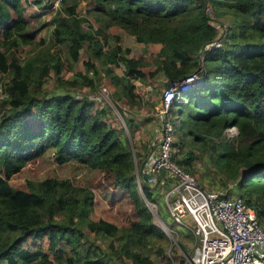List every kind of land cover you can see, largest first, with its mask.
I'll use <instances>...</instances> for the list:
<instances>
[{"label": "trees", "instance_id": "obj_1", "mask_svg": "<svg viewBox=\"0 0 264 264\" xmlns=\"http://www.w3.org/2000/svg\"><path fill=\"white\" fill-rule=\"evenodd\" d=\"M90 1L84 16L61 0L49 34L22 57L23 43L33 40L29 28L42 29L48 18L41 21L32 0H0V71L8 93L2 100L8 108L0 115V264H56L57 254L66 264H112L114 251L130 264H154L138 248L165 236L148 204L157 203V187L144 181L143 159L123 138L124 129L109 121L105 108L75 95L79 87L97 88L101 70L92 61L97 59L115 88L116 102L135 105V80L145 75L146 64L135 58L121 75L111 65L126 61L139 38L161 44L157 57L166 86L199 69L204 76L171 105L177 110L175 137L177 131L181 144L192 146L179 158L175 151L173 159L193 174L192 163L207 153L223 182L236 183L238 195L255 208L264 228V0ZM209 3L215 18H232L222 45L206 49L221 34L206 11ZM90 14L97 28L91 22L89 29L82 26ZM113 26L118 53H106L101 39ZM84 48L88 60L82 58ZM80 60L81 77L76 75ZM51 73L63 91L44 86ZM147 73L155 77L154 69ZM233 126L238 134L228 137L225 132ZM47 158L57 166L109 175L132 205L133 216L121 226L105 214L95 218L103 200L89 181L71 175L14 183L18 174ZM164 181L171 183L165 175ZM117 197L111 194L110 200L115 203ZM90 235L110 239L109 249L93 243Z\"/></svg>", "mask_w": 264, "mask_h": 264}, {"label": "rangeland", "instance_id": "obj_2", "mask_svg": "<svg viewBox=\"0 0 264 264\" xmlns=\"http://www.w3.org/2000/svg\"><path fill=\"white\" fill-rule=\"evenodd\" d=\"M47 4V6H51L52 8H41L40 4ZM90 0H69V3H72L75 5L76 10H79V13L82 15L86 16L88 15L87 8L89 7ZM56 0H39L34 2L32 0V6L31 8H34L36 11L41 12L43 16L41 17V21H43L46 17L48 18V21L43 25L42 29L38 27L37 25L33 24L29 30H28V35L33 36V40L29 43H23V52H22V57H28L30 55V52L33 49V46L35 43L38 42L39 38L41 35H46L49 34V27H50V22H51V17L53 15V12L56 11L57 8L63 6V2L58 3L59 5H56ZM26 5V2L25 4ZM100 4L98 2H94L93 6H99ZM64 8V7H62ZM232 16L230 14H223L220 22L217 23H222L220 24V29L219 32H223L226 34V31H224L225 28L229 27L231 23ZM213 21H216L214 18L212 19ZM92 23L94 28H97V23L91 16L84 21V27L86 29L91 28ZM222 25V26H221ZM45 26V27H44ZM40 28V29H39ZM117 27L113 26L111 30L107 33L106 37L104 39L105 44H104V50L106 53H111L114 42H116L113 34ZM150 43L148 42L146 44V47L144 44H139L137 45V49H134L135 53H131L130 55H135V57H141L146 62V67L144 71L147 73L149 70H152L157 67V65L160 64L158 57L156 56V50L154 49L153 45H149ZM7 55L9 56V60L12 59L11 53H9V50H7ZM82 58L83 60H88L89 59V54L87 49H83L82 51ZM92 61L98 65L99 69L101 70L100 78H99V83L97 85V88L94 89H89L88 87H79L78 89L75 90V94L77 93L78 90L81 92L85 93H93V92H98L101 84L106 83L111 85V83L108 81V77L104 74L102 64L99 60L97 59H92ZM120 65L115 66V70L118 73L122 74L123 66ZM85 72V67L82 63V60L77 64V72L76 75L80 76L82 73ZM4 74L0 71V85H4ZM143 78H137L135 80L136 83H138L139 88H142V83ZM166 78H163L160 75H157L156 79L151 80V86L144 91V95L146 94L145 98L147 103H149V106H154V104H159L161 106V95L163 89L166 87ZM44 86L50 91V92H61L63 91L62 86L59 85L57 82V79L55 75L52 73L47 77V80L44 84ZM110 100H104L102 103L99 104V106L105 108L108 110L111 114L114 116L118 117V121L121 125H124V110L119 106V102H116L115 100V95H114V87L110 86ZM80 92V93H81ZM151 104V105H150ZM136 106L138 105V101L135 104ZM142 107V105H141ZM7 106L2 103V100L0 98V115L7 110ZM116 111V112H115ZM121 114V115H120ZM170 115L171 118L174 121L175 127H176V117H177V110L172 108L170 109ZM123 116V117H122ZM233 129L230 130L229 128L226 130L225 134L228 137L234 136L235 129H237L235 126L231 127ZM177 129V127H176ZM182 140L181 138H177V131H176V137H175V151L177 152L176 156L179 158L181 157L186 151L192 149V146L190 144V141H187L185 144H181ZM198 153L197 151H195ZM44 161V160H43ZM41 162V164L31 167L28 169H25L23 172L18 174L16 176V179L14 181L15 184H23L25 183V179L27 178H33V179H40L48 174H56L59 176H66V175H71L74 176L76 180H84V181H89L94 188L96 195L98 198H101L104 202L105 205L99 204L97 209L94 211V217H99V216H104L106 215L107 218L117 222L119 226L125 225L129 218L133 213L132 205L128 202L126 199L125 195H121L119 191L114 189L113 186V180L112 178L108 175V178L103 176L102 173L100 172H93V171H86L84 169H81L79 167H73L72 164L70 165L73 168H70L69 165H64V166H57L54 164L52 159H45L44 162ZM191 172L197 177V180L199 183L209 189V190H222L226 194H238L239 192L237 191L236 183L233 181L228 182L225 184L222 179V174L217 170L215 165L211 162L209 155L206 153L202 154L200 158L195 159V161L192 163L191 168H189ZM157 192V199H156V204L157 207L156 211L160 215V218L163 219V221L167 224V231L165 232L164 238H155L153 241L150 243L148 247H140L138 250H141L144 255H150L151 258L153 259L154 264H191L189 262V256L191 252V247L193 243V236L191 232L186 231L183 229L182 226L179 224L175 223L168 212L166 203H165V188L163 185H158L156 188ZM111 194L118 196L116 199V202L113 203L110 200ZM108 206L109 209H108ZM160 212H159V211ZM155 221L159 224V221L155 217ZM161 225V224H160ZM91 236V241L95 244H100L103 248L109 249L107 247V243L110 239H104L103 237H95L94 235ZM120 246V242H118V245ZM159 247H161V251L159 250ZM106 251V250H105ZM114 256L113 260L114 263L112 264H130L132 263L131 260L128 259H122L118 257L117 251H114ZM56 260V264H66L65 258L61 254H57L54 256Z\"/></svg>", "mask_w": 264, "mask_h": 264}, {"label": "built area", "instance_id": "obj_3", "mask_svg": "<svg viewBox=\"0 0 264 264\" xmlns=\"http://www.w3.org/2000/svg\"><path fill=\"white\" fill-rule=\"evenodd\" d=\"M60 1L56 0V5ZM206 11L211 22L220 29L222 23H217L220 19L215 18L210 3ZM220 33L218 39L206 43V49L222 45L225 34ZM203 79L199 69L169 83L163 89L161 107L157 109V114L162 115L161 130L148 172L156 177L164 179L165 175L171 179L170 187L165 190V203L171 219L193 236L188 259L191 264H264V228L255 208L238 194L228 196L222 190L203 187L194 174L181 168L173 159L175 125L170 115L171 105L185 91L203 82ZM110 91V85L103 83L96 93L78 90L75 95L100 104L110 100ZM0 98H8L2 85ZM234 131V135L238 134L237 129ZM152 204L157 207L156 203Z\"/></svg>", "mask_w": 264, "mask_h": 264}, {"label": "crops", "instance_id": "obj_4", "mask_svg": "<svg viewBox=\"0 0 264 264\" xmlns=\"http://www.w3.org/2000/svg\"><path fill=\"white\" fill-rule=\"evenodd\" d=\"M76 12L79 13V10H76ZM82 26L84 27V21L82 22ZM107 37L104 36L101 39L104 42V44H105L104 39ZM148 42L149 41L144 38H141V39L139 38L138 41L134 45L131 46V52L126 54L127 60L119 62L121 63V66H123L122 74L125 73L127 70H129L133 66V60L135 58L142 60L146 64V62L143 59H141V57H138V56L135 57L134 54L133 55H130V54L135 53L134 49H137V45L144 44L146 47V44ZM149 43L154 46V49L156 50V56H157V52L160 50L161 44L152 43V42H149ZM116 44L117 42H114L113 44L114 46L111 47L112 51L114 52H117ZM103 50H104V47H103ZM5 51L7 55V50ZM9 53H11L10 50H9ZM118 65L112 64L111 68H113L114 71L116 72L114 67ZM154 72H155L154 78H151L150 76H148V73H145V75L142 77L143 81L140 82L142 83V86H143L142 88H139L138 86H136V92L139 94V98L137 100L138 101L137 106L136 105L131 106L123 101H118L119 106L124 110V114L126 116L123 119L124 125H121L119 123L117 116H114L108 110H106V117L109 119V121L116 127H121L124 129L123 138L124 137L127 138L129 142L131 143L133 149L137 150L140 153L141 158L143 159L144 172L148 171V166L154 157V154L157 148L158 137L160 135L161 123H162V115L157 114V109L160 108L161 106H159V104L157 103L154 104V106H152L151 104H150L151 106H149V103L145 102L146 99L145 98L143 99V97L146 96V94L144 95V91H146L149 88V86H151L152 79H156L157 75H160L163 78H165V76L162 73L161 64L157 65V67L154 68ZM116 73L121 75V73H118V72ZM136 85H138V83H136ZM97 106H99V104H97ZM149 184L153 186L154 188L157 187L158 185H163V187L166 190L167 187L171 183L169 185L166 184L163 177L160 176V177H156L155 180H153V182H150ZM233 195H236V194H233Z\"/></svg>", "mask_w": 264, "mask_h": 264}, {"label": "water", "instance_id": "obj_5", "mask_svg": "<svg viewBox=\"0 0 264 264\" xmlns=\"http://www.w3.org/2000/svg\"><path fill=\"white\" fill-rule=\"evenodd\" d=\"M138 175V174H137ZM142 177L144 179V181H146L147 183H150V182H153V180H155L156 176L148 171L144 172L142 174ZM138 178V181H139V184H140V187H141V183H140V179H139V176L137 177ZM170 186H168L167 188H169ZM147 201V200H146ZM148 203V201H147ZM149 204V207L152 211V213L154 214V216L157 218V220L159 221V225L162 227V229L166 232L167 229V224L163 221V219L160 218V215L157 213L156 211V208L155 206H153L152 203H148Z\"/></svg>", "mask_w": 264, "mask_h": 264}]
</instances>
